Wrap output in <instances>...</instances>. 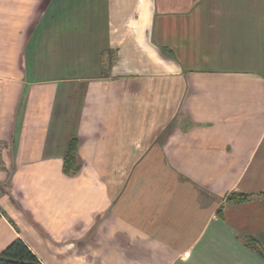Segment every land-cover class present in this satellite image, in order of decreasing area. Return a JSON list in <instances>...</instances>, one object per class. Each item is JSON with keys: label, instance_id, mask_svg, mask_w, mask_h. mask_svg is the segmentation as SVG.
Returning a JSON list of instances; mask_svg holds the SVG:
<instances>
[{"label": "crops", "instance_id": "0c3cea01", "mask_svg": "<svg viewBox=\"0 0 264 264\" xmlns=\"http://www.w3.org/2000/svg\"><path fill=\"white\" fill-rule=\"evenodd\" d=\"M18 237L43 264H264V0H0V254Z\"/></svg>", "mask_w": 264, "mask_h": 264}, {"label": "trees", "instance_id": "16d2710c", "mask_svg": "<svg viewBox=\"0 0 264 264\" xmlns=\"http://www.w3.org/2000/svg\"><path fill=\"white\" fill-rule=\"evenodd\" d=\"M78 140L73 138L70 141L68 152L65 156V171L74 174L79 169L76 150ZM251 194L233 192L229 195L230 202H241L251 197ZM0 264H43L29 245L20 237L11 242L0 254Z\"/></svg>", "mask_w": 264, "mask_h": 264}]
</instances>
